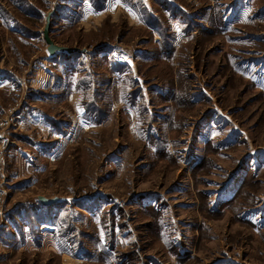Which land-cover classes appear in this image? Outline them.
Instances as JSON below:
<instances>
[{"label":"rangeland","instance_id":"374dc122","mask_svg":"<svg viewBox=\"0 0 264 264\" xmlns=\"http://www.w3.org/2000/svg\"><path fill=\"white\" fill-rule=\"evenodd\" d=\"M116 1L0 0V264H264V0Z\"/></svg>","mask_w":264,"mask_h":264},{"label":"water","instance_id":"95a60500","mask_svg":"<svg viewBox=\"0 0 264 264\" xmlns=\"http://www.w3.org/2000/svg\"><path fill=\"white\" fill-rule=\"evenodd\" d=\"M55 8H53L46 17V24L43 30V39L47 45V52L50 56H54L58 53H66L68 55L73 54H87V49H79V48H69L56 45L51 39V28H52V17L55 15ZM38 202L43 207H52L55 205H68L70 200L68 198L63 197H54V198H46V197H38Z\"/></svg>","mask_w":264,"mask_h":264},{"label":"crops","instance_id":"0c3cea01","mask_svg":"<svg viewBox=\"0 0 264 264\" xmlns=\"http://www.w3.org/2000/svg\"><path fill=\"white\" fill-rule=\"evenodd\" d=\"M111 0H105V3H104V6H103V8L102 9H106V6L108 5V3L110 2ZM116 1V0H115ZM120 3H121V0H118ZM117 2V1H116ZM88 7H89V18H92V17H94L95 19H97L98 17H102V18H104L105 17V15H106V13L105 12H99V13H97V12H95V10H94V7L91 5V6H89L88 5Z\"/></svg>","mask_w":264,"mask_h":264},{"label":"trees","instance_id":"16d2710c","mask_svg":"<svg viewBox=\"0 0 264 264\" xmlns=\"http://www.w3.org/2000/svg\"><path fill=\"white\" fill-rule=\"evenodd\" d=\"M53 18L54 16L52 17V28H51V34H52V30H53V26H54V23H53ZM88 54V53H87ZM74 55H86V54H73L71 56H74ZM55 206H66V205H55ZM43 207V206H42ZM53 207V206H52ZM43 208H50V207H43Z\"/></svg>","mask_w":264,"mask_h":264}]
</instances>
